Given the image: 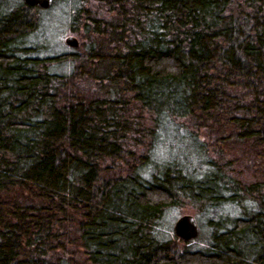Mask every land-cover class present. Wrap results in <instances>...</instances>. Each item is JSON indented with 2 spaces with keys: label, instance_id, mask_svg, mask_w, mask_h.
Instances as JSON below:
<instances>
[{
  "label": "trees",
  "instance_id": "trees-1",
  "mask_svg": "<svg viewBox=\"0 0 264 264\" xmlns=\"http://www.w3.org/2000/svg\"><path fill=\"white\" fill-rule=\"evenodd\" d=\"M0 264H264V0H0Z\"/></svg>",
  "mask_w": 264,
  "mask_h": 264
},
{
  "label": "rangeland",
  "instance_id": "rangeland-1",
  "mask_svg": "<svg viewBox=\"0 0 264 264\" xmlns=\"http://www.w3.org/2000/svg\"><path fill=\"white\" fill-rule=\"evenodd\" d=\"M46 30L47 35L43 36L46 40L48 39L47 45H45V42L40 43V45L44 47L41 52V54L44 56L57 55L63 52L71 53L73 50L67 47L65 44V40L68 37H74L79 41V37L70 32L63 12L62 10H58V8L55 9L48 17ZM60 69L61 68H58V70ZM184 215H191L195 217V219L198 218L197 223L200 226L199 238L195 239V241H191V244L189 243L190 245L188 248L192 251L203 250L207 242L208 229L206 228V223L208 216L204 215L203 212H199L196 206L188 204L179 205V207L172 208L167 213L166 224L168 225L169 229L172 227L173 230V225L176 219H178L179 216Z\"/></svg>",
  "mask_w": 264,
  "mask_h": 264
},
{
  "label": "water",
  "instance_id": "water-1",
  "mask_svg": "<svg viewBox=\"0 0 264 264\" xmlns=\"http://www.w3.org/2000/svg\"><path fill=\"white\" fill-rule=\"evenodd\" d=\"M29 6H38L42 9H49L53 5V0H23ZM65 44L69 48H78L79 41L74 37H68ZM174 235L184 242H190L197 239L200 235V227L191 215L180 217L173 226Z\"/></svg>",
  "mask_w": 264,
  "mask_h": 264
}]
</instances>
